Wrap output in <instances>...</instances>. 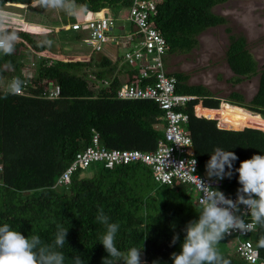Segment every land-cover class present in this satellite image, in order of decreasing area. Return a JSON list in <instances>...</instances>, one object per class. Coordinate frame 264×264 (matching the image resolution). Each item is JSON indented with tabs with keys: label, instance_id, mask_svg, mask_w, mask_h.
<instances>
[{
	"label": "trees",
	"instance_id": "16d2710c",
	"mask_svg": "<svg viewBox=\"0 0 264 264\" xmlns=\"http://www.w3.org/2000/svg\"><path fill=\"white\" fill-rule=\"evenodd\" d=\"M8 1L0 0V7ZM226 1L157 0L153 16L167 41L168 54L191 52L198 46L201 32L226 23L225 16L213 11L214 6ZM76 3L92 13L105 8L118 12L122 7L129 8L133 0ZM13 26L20 39L12 55L0 53V78L27 81L28 94L13 95L0 83V226L7 223L25 237L38 235L51 243L56 225L61 224L68 229L61 249L65 264H73L76 256L84 264H102L108 256L100 241L105 227L96 220L102 208L110 222L119 224L115 237L119 251L127 253L136 247L144 249L142 264H173L171 256L180 251L187 223L198 219L200 211L188 184L160 183L152 169L141 162L112 168L96 162L74 171L69 184H57L76 154L93 143L96 133L100 145L109 149L150 151L164 137V111L158 103L117 96L124 82H138L139 68H119L121 57L112 60L108 54L100 60L92 54L88 59L82 55L65 59L37 42L34 35L38 31L32 27ZM37 52L49 57H38ZM226 59L235 73L234 83L259 74L258 89L250 100L232 91L224 99L228 102H222L204 85L190 84L187 73L170 72L177 79L178 93L195 96L185 109L190 115L185 127L192 137L200 170H206L217 146L236 154L234 169L253 155H264V126L245 122L257 118L254 112L264 116V64L259 67L243 35H230ZM100 66L105 69L97 70ZM90 73L96 80L88 77ZM87 78L98 88H91ZM50 81L61 88L58 98L43 95ZM238 179L234 171L231 179L225 177L223 185L234 191L240 187ZM177 234L180 239L172 244ZM261 234L264 229L259 226L251 234L255 246ZM218 247L231 264H249L237 253L223 250L220 244ZM259 252L264 259V248ZM109 259L113 264H123L120 259Z\"/></svg>",
	"mask_w": 264,
	"mask_h": 264
},
{
	"label": "built area",
	"instance_id": "2783aa9c",
	"mask_svg": "<svg viewBox=\"0 0 264 264\" xmlns=\"http://www.w3.org/2000/svg\"><path fill=\"white\" fill-rule=\"evenodd\" d=\"M156 8L157 0H133L125 17L132 24L128 31L124 26L119 32L111 31L116 26L118 18L106 8L93 13V16L87 20L82 16L71 21L69 26L74 31L89 29V43L93 46V50L98 52H101L107 43L117 45L121 40L126 45L123 62L129 68H139L138 82H124L119 87L117 96L124 99H151L158 103L164 111V137L158 141L156 148L150 151L109 149L100 145V138L96 133L93 143L79 151L74 161L59 176L58 185L69 184L74 171L87 168L96 162H102L109 168L120 164L141 162L152 169L154 178L160 183L188 184L191 189H194L196 201L199 204L202 196L198 187L199 178L205 183H209L210 179L207 174L201 173L199 161L194 155L192 137L185 127L190 117L185 109L195 96L176 91L177 79L167 68V41L157 28L153 16ZM45 55L37 52L38 57ZM88 77L94 80L97 78L94 73H90ZM148 79L152 80L144 83ZM25 82L27 86L28 82ZM104 83L109 84V80H104ZM26 86L21 95L28 94L25 90ZM60 93V86L50 81L45 86L43 95L45 98L55 99L60 96ZM193 160L197 161L194 173L191 171ZM1 173L2 164L0 163V181ZM224 181L225 178L219 183H212V187H218L226 197L235 200L237 189L227 190L223 185ZM243 207L241 206L242 209ZM247 219L250 220V217ZM254 232L246 235L232 232L226 236L235 239V251L240 258L249 264H264V259L251 237Z\"/></svg>",
	"mask_w": 264,
	"mask_h": 264
},
{
	"label": "clouds",
	"instance_id": "9594fccd",
	"mask_svg": "<svg viewBox=\"0 0 264 264\" xmlns=\"http://www.w3.org/2000/svg\"><path fill=\"white\" fill-rule=\"evenodd\" d=\"M34 3L45 9L62 10L77 19L88 11L86 6L78 5L76 0H34ZM14 18L15 13L0 7V53L4 55H12L20 39L13 26ZM51 44V40L42 41V45L50 47ZM25 86L24 80L14 77L8 89L13 95H21ZM237 159L233 151L219 146L214 148L206 163L210 182L205 183L199 178L198 187L202 196L199 200L198 219L187 223L180 251L171 256L173 264H231L219 250L221 240L232 232L246 235L256 231L258 226L264 229V155H253L242 161L238 169H234L233 162ZM196 163V160L191 161L193 173ZM234 171L239 174L240 184L235 200L226 197L218 187H212V183H219L225 177L231 179ZM241 206H244L243 209ZM249 217L250 220L247 219ZM96 220L105 227L100 241L108 256L103 259L102 264H113L109 257L120 259L123 264H142L144 249L132 247L124 253L115 246L119 224L110 222V217L102 208L99 209ZM56 229L52 242L45 243L38 235L25 237L21 231L14 230L7 223L3 224L0 226V264H65L66 257L61 249L66 243L68 229L61 224H57ZM179 239L177 234L173 237L172 244ZM256 247L264 248V234L260 235ZM72 259L73 264H84L80 256Z\"/></svg>",
	"mask_w": 264,
	"mask_h": 264
},
{
	"label": "rangeland",
	"instance_id": "374dc122",
	"mask_svg": "<svg viewBox=\"0 0 264 264\" xmlns=\"http://www.w3.org/2000/svg\"><path fill=\"white\" fill-rule=\"evenodd\" d=\"M1 7L15 13L14 25H27V28L31 29L30 27H32L33 30L38 31V34L34 35L37 42L42 44L45 39L51 40L52 44L50 47L48 46L50 52L60 54L65 59H70L73 55L86 56L88 59L92 54L95 59L100 60L104 54H108L111 59L115 60L123 57L125 53L126 45L119 39L116 46L107 43L101 52L93 50V46L88 40L90 37L89 29H82L80 32L72 30L69 24L77 18L62 10L36 6L34 0L29 4L8 1ZM106 9L118 18L116 26L111 30L112 32H119L124 24H126V30H130L132 24L125 20L128 7H122L118 9V12L111 8ZM213 11L225 16L227 22L209 27L201 32L198 36L199 44L191 52L168 54V71L187 73L190 84L204 85L223 101L232 91H238L244 95L246 100H250L258 89L259 74L245 78L239 83H234L232 78L235 73L227 62L226 51L230 43V35H243L246 37L248 47L259 67L264 64V0H228L214 6ZM92 16L93 13L87 11L84 18L87 20ZM99 69L105 68L100 66L97 70ZM107 74L111 78L110 71ZM86 81L91 88H98L92 85L88 78ZM0 83L4 84V86H0L1 88L7 89L10 81L3 77L0 78ZM254 113L258 114L257 118H251L250 121L245 122L264 126V116L257 112ZM227 119L230 120L229 117ZM217 124L220 125L218 122ZM201 171V173L207 174L206 170ZM192 190L195 193L194 189ZM220 246L223 250L227 249L236 254L234 238L225 236L220 242Z\"/></svg>",
	"mask_w": 264,
	"mask_h": 264
},
{
	"label": "water",
	"instance_id": "95a60500",
	"mask_svg": "<svg viewBox=\"0 0 264 264\" xmlns=\"http://www.w3.org/2000/svg\"><path fill=\"white\" fill-rule=\"evenodd\" d=\"M10 2L29 4L32 2V0H10Z\"/></svg>",
	"mask_w": 264,
	"mask_h": 264
},
{
	"label": "crops",
	"instance_id": "0c3cea01",
	"mask_svg": "<svg viewBox=\"0 0 264 264\" xmlns=\"http://www.w3.org/2000/svg\"><path fill=\"white\" fill-rule=\"evenodd\" d=\"M125 20H126V19H125ZM126 21H127V20H126ZM123 26L126 27V24H124ZM123 26H122V27H123ZM122 27H121V28H122ZM126 28H127V27H126ZM113 45H114V44H113ZM115 46H116V45H115ZM126 48H127V47L125 46V49H126ZM110 59H111V58H110ZM112 60H113V58H112ZM123 64H125V63H123V61H121V62H120V66H119V68H120V67L122 68V67L125 66V68L128 69L127 65H123ZM121 76H125V75L121 74Z\"/></svg>",
	"mask_w": 264,
	"mask_h": 264
},
{
	"label": "bare ground",
	"instance_id": "6f19581e",
	"mask_svg": "<svg viewBox=\"0 0 264 264\" xmlns=\"http://www.w3.org/2000/svg\"><path fill=\"white\" fill-rule=\"evenodd\" d=\"M222 102H224V101H222ZM230 103V102H229ZM222 104V103H221ZM220 107H221V105H220Z\"/></svg>",
	"mask_w": 264,
	"mask_h": 264
}]
</instances>
